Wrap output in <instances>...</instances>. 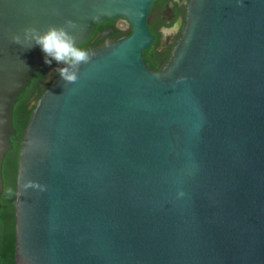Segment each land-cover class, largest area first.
Masks as SVG:
<instances>
[{"label": "water", "instance_id": "obj_1", "mask_svg": "<svg viewBox=\"0 0 264 264\" xmlns=\"http://www.w3.org/2000/svg\"><path fill=\"white\" fill-rule=\"evenodd\" d=\"M154 1L0 0V197L17 98L47 65L11 37L132 28L33 103L15 264H264V0H190L159 72L142 57Z\"/></svg>", "mask_w": 264, "mask_h": 264}, {"label": "flooded vegetation", "instance_id": "obj_2", "mask_svg": "<svg viewBox=\"0 0 264 264\" xmlns=\"http://www.w3.org/2000/svg\"><path fill=\"white\" fill-rule=\"evenodd\" d=\"M189 1L155 0L151 5L146 25L153 41L142 52L143 60L150 69L159 72L169 61L174 47L182 37ZM131 33L132 28L128 20L121 17L115 20L106 19L96 25L93 35L84 44L87 46V51L92 53L129 37ZM58 67L61 65L54 63L46 68L45 84L51 80L52 74Z\"/></svg>", "mask_w": 264, "mask_h": 264}, {"label": "trees", "instance_id": "obj_3", "mask_svg": "<svg viewBox=\"0 0 264 264\" xmlns=\"http://www.w3.org/2000/svg\"><path fill=\"white\" fill-rule=\"evenodd\" d=\"M87 50L86 44L79 46ZM43 66L33 77L29 86L19 95L13 110L12 124L15 137L11 138L12 148L6 154L2 166L3 193L0 197V264H15V197L16 177L20 151V140L29 122L34 104L51 83L59 76L58 72L52 74L51 80L45 84V71L48 66Z\"/></svg>", "mask_w": 264, "mask_h": 264}, {"label": "clouds", "instance_id": "obj_4", "mask_svg": "<svg viewBox=\"0 0 264 264\" xmlns=\"http://www.w3.org/2000/svg\"><path fill=\"white\" fill-rule=\"evenodd\" d=\"M68 28L75 25L68 21ZM11 43L31 49L39 46L45 55L44 63L47 65L55 62L61 67L55 69L65 84H74L78 79L81 64H86L90 53L77 46L75 38L64 27L49 26L46 30L27 28L21 34H14Z\"/></svg>", "mask_w": 264, "mask_h": 264}]
</instances>
